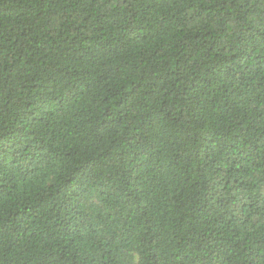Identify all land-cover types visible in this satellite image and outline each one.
<instances>
[{"label": "trees", "instance_id": "16d2710c", "mask_svg": "<svg viewBox=\"0 0 264 264\" xmlns=\"http://www.w3.org/2000/svg\"><path fill=\"white\" fill-rule=\"evenodd\" d=\"M0 264H264V0H0Z\"/></svg>", "mask_w": 264, "mask_h": 264}]
</instances>
